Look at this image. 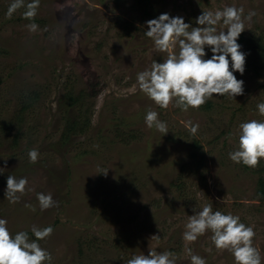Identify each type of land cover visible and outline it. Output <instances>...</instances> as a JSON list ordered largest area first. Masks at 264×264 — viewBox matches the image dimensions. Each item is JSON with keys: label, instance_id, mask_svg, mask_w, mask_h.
<instances>
[{"label": "rangeland", "instance_id": "1", "mask_svg": "<svg viewBox=\"0 0 264 264\" xmlns=\"http://www.w3.org/2000/svg\"><path fill=\"white\" fill-rule=\"evenodd\" d=\"M11 2L0 0V217L10 231L31 235V227L51 225L40 244L52 264H127L153 249L191 264L189 248L207 264H234L211 232L183 239L192 210L212 204L254 228L264 264V205L253 173L264 178V160L251 168L228 157L238 125L264 120L256 110L264 102V0H40L32 21L24 8L9 16ZM226 5L256 12L238 38L246 62L243 75L234 74L243 94L214 96L188 111L174 102L158 107L136 82L167 56L144 35L145 22L169 13L195 26L202 11ZM33 22L35 32L27 27ZM24 92L33 101L18 121ZM80 92L82 101L66 106L67 94ZM149 109L167 123L166 134L147 127ZM67 121L76 132L62 141ZM189 121L199 125L195 135ZM8 175L28 180L17 203L4 195ZM38 193H51L56 206L41 211Z\"/></svg>", "mask_w": 264, "mask_h": 264}, {"label": "clouds", "instance_id": "2", "mask_svg": "<svg viewBox=\"0 0 264 264\" xmlns=\"http://www.w3.org/2000/svg\"><path fill=\"white\" fill-rule=\"evenodd\" d=\"M39 4L40 0H12L8 15L24 8V18L32 21ZM255 15V10L245 14L242 6L226 5L215 11H202L195 18V26L192 22H185L183 16H171L169 13L147 20L144 35L151 39L157 52L167 53V56L163 61L154 60L149 68L137 73L139 90L160 108L166 109L174 102V106L182 111L198 109L214 96L227 95L234 99L243 94L244 81L234 74L243 75L245 71L246 53L241 50L238 38L247 29L245 22L251 21ZM221 24L223 29L218 28ZM27 27L31 32L38 29L34 22ZM256 110L264 116V102H259ZM159 117L157 111L149 109L145 113V124L164 135L169 129ZM186 127L192 135L199 129V125L191 121ZM238 128L237 145L228 157L236 164L255 168L264 160V120L242 121ZM27 155L34 164L40 154L33 148ZM3 169L0 167V174H3ZM27 184L26 177L8 175L5 197L10 203H17ZM37 200L41 211L57 203L51 193H38ZM184 227L183 239L188 242L211 232L214 247L230 252L234 264H262L260 250L253 242L256 232L238 215L214 210L212 204H206L201 209L192 210ZM53 231V227L48 225L31 227V235L24 230L12 233L8 220L0 217V264H52V254L41 246L40 241L51 236ZM187 255L191 264H207L206 259L191 248L187 249ZM127 264H177V257L171 251L158 253L153 249L146 255L133 254Z\"/></svg>", "mask_w": 264, "mask_h": 264}, {"label": "trees", "instance_id": "3", "mask_svg": "<svg viewBox=\"0 0 264 264\" xmlns=\"http://www.w3.org/2000/svg\"><path fill=\"white\" fill-rule=\"evenodd\" d=\"M262 43L263 42H258L256 44V47L259 48V46ZM67 95H68V97L66 98V102H65L66 106L74 105L77 103V101H80V100L82 101V99H83V92L77 93V95H74L71 93H68ZM31 101H33V96L26 95L25 92L23 93V95L19 96L18 103L16 105V110H15L16 118L18 119V121L21 120V117L24 114V111L27 109V107H29L31 105L30 104ZM75 127H76L75 122L67 121V123L65 125V129H64L63 133L61 134L62 141H66L67 139H69L70 134L76 132ZM77 132H79V131H77ZM253 173L256 175V177H255L256 188H257L256 196H257L258 200H260L264 205V178H262L255 171H253Z\"/></svg>", "mask_w": 264, "mask_h": 264}]
</instances>
